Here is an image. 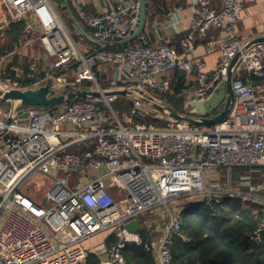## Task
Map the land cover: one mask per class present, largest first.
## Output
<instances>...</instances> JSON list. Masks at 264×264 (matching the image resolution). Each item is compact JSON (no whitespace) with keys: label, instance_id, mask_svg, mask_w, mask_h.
<instances>
[{"label":"built area","instance_id":"obj_1","mask_svg":"<svg viewBox=\"0 0 264 264\" xmlns=\"http://www.w3.org/2000/svg\"><path fill=\"white\" fill-rule=\"evenodd\" d=\"M245 2L195 0L191 31L181 40L179 53L174 46L149 41L153 31L160 37L156 17L146 20L143 32L121 44L122 49L107 47L116 43L115 36L128 38L137 28L140 0H0V89L36 88L48 82L59 93L129 89L162 101L155 92L170 89L165 77L171 71L191 76L197 70L191 95L205 100L226 80L231 60L246 42L237 32ZM62 12L72 19L73 31ZM15 23L23 24V35L8 49L6 35ZM177 23L174 17L170 24ZM197 39L204 40L207 54L220 51L210 74L204 71V61L188 57ZM98 62L103 66L96 76L92 69ZM108 69L109 87L103 88L99 79ZM244 71L264 75V43L243 53L233 74L232 109L210 131H194L189 122L170 118L132 96L126 97L134 103L133 114H152L165 119L167 126L134 123L133 114L127 112L118 115L111 101L119 96L78 99L55 107L8 104L0 110V264H87L93 247L81 242L100 231H116L120 239L105 250L99 264H126V244L143 243L140 231L132 232L126 224L138 219L143 225L141 214L176 197H201L211 204L237 196L259 203L261 219L250 239L261 242L264 86L242 78ZM30 79L34 82L24 86ZM85 80L92 85L84 86ZM75 146L86 150L72 152ZM233 167L249 168L250 173L233 176ZM225 170L227 177L222 175ZM36 173L54 180L46 195L49 207L22 192ZM254 174L259 177L254 179ZM123 199L129 205L125 212ZM183 210L168 208L170 220L161 239L145 244L159 264H171L176 236L189 239L182 228Z\"/></svg>","mask_w":264,"mask_h":264},{"label":"trees","instance_id":"obj_2","mask_svg":"<svg viewBox=\"0 0 264 264\" xmlns=\"http://www.w3.org/2000/svg\"><path fill=\"white\" fill-rule=\"evenodd\" d=\"M165 0H150V10L147 20L158 18L161 12L169 13ZM160 19V17H159ZM152 34V33H151ZM149 34V35H151ZM23 35V24L15 23L7 32L5 48L13 49ZM155 37V34L152 36ZM181 36L173 37L170 45L181 48ZM116 43L107 44L112 48ZM123 46V45H121ZM102 63L98 62L93 67V72L99 76ZM110 69L99 79L101 87L108 88ZM170 89L162 92H155L157 97L165 103L180 111L183 108L185 97L184 90L188 87L189 76L182 70L170 72ZM169 73V74H170ZM242 78L249 77L250 80L263 82V76H256L244 71ZM34 80L25 81L24 86L31 85ZM92 82L85 80L84 86H91ZM3 105V103H1ZM111 107L118 114L124 112L133 114V101L126 96H119L111 101ZM134 123H153L159 127H166L165 119L154 118L153 115L140 116L133 114ZM72 152L82 153L86 150L83 146H75L70 149ZM246 169L249 168L241 167ZM237 184L238 181L236 180ZM183 230L189 237L188 240L180 236L173 239L171 246V264H264V235L261 242H254L250 239L260 219L261 210L257 202L243 200L241 197L230 196L221 203H207L201 197H193L182 206ZM142 244L135 242L127 243L123 249L126 264H158L155 253L146 250L145 244L153 243V234L146 235L140 231ZM120 237L116 231H111L106 238V247L117 244ZM101 256L92 253L87 264H99Z\"/></svg>","mask_w":264,"mask_h":264},{"label":"water","instance_id":"obj_3","mask_svg":"<svg viewBox=\"0 0 264 264\" xmlns=\"http://www.w3.org/2000/svg\"><path fill=\"white\" fill-rule=\"evenodd\" d=\"M141 12L139 15L137 28L132 31L128 38L115 36L113 42L119 44H127L135 40L144 30L147 16L150 10V0H140ZM77 18L76 13H73ZM264 43V35H258L248 39L242 48L231 60L226 80L221 81L211 95L205 100L193 99L185 103V112L176 110L171 105L165 104L163 101H157L151 97L143 95V91L139 94L129 89H76L67 92H57L50 83H46L36 88L27 89H11L3 91L0 89V103L16 104L20 107L37 106V107H55L64 103H69L78 99H86L93 97H102L108 99L109 96H132L142 100L145 104L152 107L156 111L176 120H184L191 125H215L221 122L232 109L235 101V93L232 87L234 71L241 60L243 53L252 45ZM197 70L193 73L197 74ZM222 105V109L218 113H214ZM23 116L27 112L22 113ZM127 229L132 232L142 231L143 225L138 219H134L126 224ZM157 263L159 261L156 259Z\"/></svg>","mask_w":264,"mask_h":264},{"label":"crops","instance_id":"obj_4","mask_svg":"<svg viewBox=\"0 0 264 264\" xmlns=\"http://www.w3.org/2000/svg\"><path fill=\"white\" fill-rule=\"evenodd\" d=\"M194 1L195 0H165L166 7L170 11L168 14H166V16L163 12H161V14L159 15L160 19L159 17L157 18L158 22L160 23V37L157 36V34L153 31L152 34L150 33L151 35L148 36L149 41L157 45L161 43L170 45L173 37H176V35H178L181 36V38L179 37L181 46V40L186 37L191 31V17L193 14ZM214 6L219 7L220 3L215 2ZM174 17L176 18V20H178V23L175 26L173 24H170L172 23ZM237 32L239 34V37L243 41H247L248 39L258 35H264V0H246L241 20H239L237 25ZM153 34H155L156 38L152 37ZM171 46H174L179 53H182V48L180 51L179 47L175 45ZM220 56V51H216L212 54H207L205 42L201 39L196 40L195 49L192 52L188 53V57L193 59V61L201 60L206 63L204 71H206L208 74L213 71L218 60L220 59ZM168 75H171V73ZM196 75L197 74L193 73L191 76H189L188 87L183 92V95L185 97L183 109H185L186 102L193 100L191 94L192 89H194L197 85ZM244 78L249 79V77L247 76ZM165 79L170 81L169 76L168 78L166 76ZM258 83L264 86L263 82ZM161 224L162 226L159 227L160 230H158L159 233H152L153 235L157 234L153 238L154 243H157L161 239V229L164 228L165 223ZM109 233L111 232H108L107 236ZM105 243L106 239L104 240V245H102L100 248L97 249L98 246H96V249H94L93 247V253H97L100 256L104 255L105 250H107Z\"/></svg>","mask_w":264,"mask_h":264},{"label":"rangeland","instance_id":"obj_5","mask_svg":"<svg viewBox=\"0 0 264 264\" xmlns=\"http://www.w3.org/2000/svg\"><path fill=\"white\" fill-rule=\"evenodd\" d=\"M56 2H60L61 0H55ZM93 9L95 10L96 7L93 6ZM63 11V9H62ZM62 18L64 19L67 27L73 31L74 27H73V21L72 19L69 17L67 12H62L61 13ZM88 33L90 35V38L93 39L92 37V32L90 30H88ZM80 47H82V45H80ZM123 46H121V44H115L114 46H112V50H118V49H122ZM33 49H35V45L32 46L31 48L27 49L26 53H31L33 51ZM82 76L86 77L85 73H82ZM93 83V82H92ZM263 84H264V80H263ZM8 107V103H3V105H1L0 103V110H6ZM222 109V105L216 109V111L214 113H218L220 112ZM180 112H185V109H181ZM127 126H129L128 123H125ZM214 127V125H198V124H193L192 125V129L194 131H210L212 130ZM231 173L233 176H236L238 174H248L250 173V169L247 171L244 168L241 167H233L231 170ZM229 174L228 170H225L222 172V175H224V177H227ZM259 177L258 174H254V179H257ZM54 184V180L51 179L50 177L42 174V173H36L33 176H31L23 185L22 187V192L26 195H28L30 198L36 200V202L38 204H40L41 206L44 207H49L51 206L52 203L48 202L46 200V195H47V191L48 189H50ZM209 184V182L207 183ZM113 186L111 185L110 189H112ZM112 191V190H111ZM123 198V197H122ZM191 198H187V197H176V198H172L171 200H168L166 204L164 203H159L156 205V207L154 208L153 211H147L143 214L140 215V220L142 221L143 225H144V229L142 230V232L146 235L152 234V233H159L158 230H160V228H157V225L159 224L160 227L162 226L161 223H168L170 220V214L168 211V208L173 210L177 207L183 206L184 204L188 203L190 201ZM129 207L128 203L126 200H122V212H125V210L127 211V208ZM151 223V226L149 225ZM164 228L161 229V232H163ZM156 231V232H155ZM111 232V231H100L94 235H92L90 238L85 239L81 242L82 245L86 246V247H94V249L100 248L102 245H104V240L107 238V233ZM157 234H154V236H156ZM156 239V237H155Z\"/></svg>","mask_w":264,"mask_h":264}]
</instances>
